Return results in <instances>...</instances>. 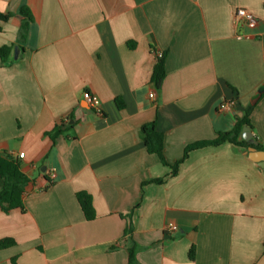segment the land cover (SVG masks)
<instances>
[{
	"label": "crops",
	"instance_id": "obj_1",
	"mask_svg": "<svg viewBox=\"0 0 264 264\" xmlns=\"http://www.w3.org/2000/svg\"><path fill=\"white\" fill-rule=\"evenodd\" d=\"M24 7L33 21L20 44ZM238 9L256 26L237 23ZM0 13L12 14L0 20V48L12 47L0 60V155L31 181L23 209L0 207V240L15 242L0 264H128L134 243L138 264H264V169L248 149H196L171 176L142 140L155 121L174 165L254 106L251 139L264 147V0H0Z\"/></svg>",
	"mask_w": 264,
	"mask_h": 264
},
{
	"label": "trees",
	"instance_id": "obj_2",
	"mask_svg": "<svg viewBox=\"0 0 264 264\" xmlns=\"http://www.w3.org/2000/svg\"><path fill=\"white\" fill-rule=\"evenodd\" d=\"M20 12L24 16L25 20L20 26L18 42L20 44H24L27 40L29 24L33 21V17L30 10L26 7L22 8ZM11 17L12 14L0 13L1 21L6 22ZM11 53V46H4L0 48V60L3 63H8L10 61ZM10 62H12V60ZM165 77V54H163L162 57L157 56V61L152 75V83L158 90L161 89ZM253 108L254 106H250L244 112L243 117L238 119L235 126L231 130L219 133L212 141L201 142L187 147L182 159L177 161L174 165H170L165 158V134L159 131L155 121L142 127V140L149 154L157 155L164 166L171 168V176L177 175L179 166L188 158L192 151L203 147L219 146L228 142L240 148L248 149L249 147H254L259 151H264V147L260 146L258 143L257 145H254L249 141H239L243 127L248 126L252 128L249 117ZM69 122L70 121L67 119L60 125L55 126V128L50 133H48L52 141L72 130L73 125H71ZM0 178L2 181V185L0 186V207L3 212L9 213L15 209H23V195L31 181L21 171V165L17 158H14L8 154L0 155ZM153 182L161 184L163 180L158 179ZM76 198L85 219L87 221L95 220L97 215L93 206L92 196L87 192L81 191L76 193ZM127 233H131V228L127 230ZM14 245L15 242L12 239L0 240V249L10 248ZM138 250L139 247L135 243L129 248L128 264H138L136 260V254ZM195 255L196 248L194 245H192L189 250V259L194 261Z\"/></svg>",
	"mask_w": 264,
	"mask_h": 264
},
{
	"label": "built area",
	"instance_id": "obj_3",
	"mask_svg": "<svg viewBox=\"0 0 264 264\" xmlns=\"http://www.w3.org/2000/svg\"><path fill=\"white\" fill-rule=\"evenodd\" d=\"M235 21L243 26H248V27H255L257 24V19L250 14L247 10L245 9H238L235 12ZM162 53H158V57H162ZM151 98L154 97V93H150L149 95ZM83 98L84 100L88 103V106L95 112L100 113L101 112V103L100 101L93 96L89 92H84L83 93ZM221 109H227L229 110L231 108L230 103H223L220 105ZM24 154L20 153L19 157H23Z\"/></svg>",
	"mask_w": 264,
	"mask_h": 264
},
{
	"label": "water",
	"instance_id": "obj_4",
	"mask_svg": "<svg viewBox=\"0 0 264 264\" xmlns=\"http://www.w3.org/2000/svg\"><path fill=\"white\" fill-rule=\"evenodd\" d=\"M19 53V47L15 48V56L14 58L17 59ZM264 92V86L259 90V94ZM242 138L245 141H249L250 143L257 145V142L252 138L251 135V128L248 126L243 127L242 129ZM248 156L250 157L251 160L255 161L256 163H258V165L264 169V151H259L254 147H249L248 148Z\"/></svg>",
	"mask_w": 264,
	"mask_h": 264
}]
</instances>
